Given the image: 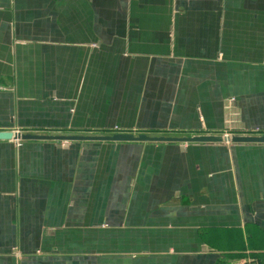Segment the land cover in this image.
Returning <instances> with one entry per match:
<instances>
[{
  "label": "crops",
  "instance_id": "obj_1",
  "mask_svg": "<svg viewBox=\"0 0 264 264\" xmlns=\"http://www.w3.org/2000/svg\"><path fill=\"white\" fill-rule=\"evenodd\" d=\"M0 132L264 136V0H0ZM264 264V144L0 140V264Z\"/></svg>",
  "mask_w": 264,
  "mask_h": 264
},
{
  "label": "water",
  "instance_id": "obj_2",
  "mask_svg": "<svg viewBox=\"0 0 264 264\" xmlns=\"http://www.w3.org/2000/svg\"><path fill=\"white\" fill-rule=\"evenodd\" d=\"M22 139V140H61V141H107V142H155V143H258L264 144L262 137H234L222 138L218 136L200 137H166L133 134H113L109 136H79V135H34L12 132H0V140Z\"/></svg>",
  "mask_w": 264,
  "mask_h": 264
},
{
  "label": "built area",
  "instance_id": "obj_3",
  "mask_svg": "<svg viewBox=\"0 0 264 264\" xmlns=\"http://www.w3.org/2000/svg\"><path fill=\"white\" fill-rule=\"evenodd\" d=\"M239 264H258V263L255 261H252V260H247V261H244V262L239 263Z\"/></svg>",
  "mask_w": 264,
  "mask_h": 264
}]
</instances>
